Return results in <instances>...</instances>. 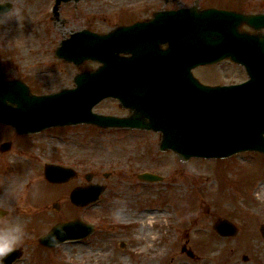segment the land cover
<instances>
[{
    "label": "rangeland",
    "instance_id": "374dc122",
    "mask_svg": "<svg viewBox=\"0 0 264 264\" xmlns=\"http://www.w3.org/2000/svg\"><path fill=\"white\" fill-rule=\"evenodd\" d=\"M3 1L9 0H0ZM10 1L14 11L0 18V62L4 66L0 78H15L14 72L18 70L11 64L16 61L21 72L19 78L29 83L37 94L70 87L72 66L55 59L50 67L38 63L44 61L43 49L52 43L55 47L61 37L54 35L52 43L42 44L34 35L36 9L53 6V0ZM193 1L183 0L181 4L191 6ZM214 2L221 7L258 10L256 0ZM204 4L205 0H199V5ZM81 7L85 4L79 3L76 8ZM67 9L73 10V3L61 4L63 13ZM199 74L208 81L216 78L235 82L245 78L238 68L225 63ZM74 131L56 129L40 136L29 153L16 160L9 158L0 167V208L10 203L15 208L16 219L26 228L23 242L17 247L22 250V256L14 264H264V239L258 233V227L264 223V181L254 182L264 177V155H237L220 163L226 167L223 171L221 165L213 161L181 163L173 153L160 152L159 140L157 137L155 140L154 134L131 141L119 134L92 133L88 137L82 135L84 132L76 134ZM29 154L34 157L32 165L27 162ZM75 162L80 163L78 168L82 172L98 174L102 183H107V191L100 201L85 209L68 208L69 191H63L78 183L85 185L83 178L65 187H48L43 180V165L72 166ZM213 165L218 169L212 170ZM17 169L21 170V183H30L27 193L32 195L35 191L40 197V207L35 199L30 200L26 191L20 196L21 184L16 187L14 183ZM145 171L161 176L162 182L143 184L134 178L135 173ZM104 172L111 173L107 180L102 177ZM59 195L64 197L62 201H56ZM54 202L59 203L58 211L51 207ZM154 211L162 213L163 217L150 228L146 243L144 231L140 229L147 220L139 215ZM195 213L201 220L192 221ZM73 215L94 224L101 230L102 238L66 242L51 250L35 245L49 227L72 221ZM221 216L238 229L235 237L222 239L212 232L211 225ZM121 242H128L126 250L118 247ZM182 247L195 251L199 258L192 261L181 252ZM243 256L247 257L246 262Z\"/></svg>",
    "mask_w": 264,
    "mask_h": 264
},
{
    "label": "water",
    "instance_id": "95a60500",
    "mask_svg": "<svg viewBox=\"0 0 264 264\" xmlns=\"http://www.w3.org/2000/svg\"><path fill=\"white\" fill-rule=\"evenodd\" d=\"M61 1L65 0H56V5ZM186 14L192 18L195 28L199 29L198 49L196 48L199 59L196 64H210L228 58L245 66L249 81L238 86L208 88L192 79L189 72L191 67H185L179 74L132 70L131 73L135 75L133 81L138 84V90H133L130 97L135 99L134 106L138 110L149 114L148 126L142 127L160 131V149H172L182 160L191 156L225 158L247 150L264 153V37L245 38L237 27L243 22L257 26L259 18L217 10L191 13L180 11L168 16L186 18ZM243 44L255 45L256 52L245 55ZM136 51L139 49L134 50ZM122 61L124 62L119 65L129 69L137 66L135 59ZM80 85L78 84V92H85V89H79ZM125 91L128 92L122 86L92 89L87 96L90 101L84 103L85 113L75 117L77 94L61 92L54 96L36 98L31 97L25 87L17 86L15 82H0V122L15 125L19 132L74 124L89 119L91 107L101 98L116 94L115 96L123 99L121 93ZM16 96L33 98L30 105L39 106L40 110L31 111L30 115L22 108L9 107L6 101L14 102L13 98ZM94 118L92 116L91 120L96 124L103 123ZM107 119L113 123L108 121L106 126L115 125V120ZM126 125L131 123L127 122ZM66 174L68 171L60 167L45 168V177L51 182H65L69 178ZM141 178L157 180L148 174ZM101 192L102 188L91 187L82 194L80 202L81 190H77L72 193L71 200L80 206L96 200ZM62 226L67 234L58 237V227L50 233H55L59 241L81 238L91 231L90 226L76 222ZM216 229L222 235L230 232L228 224ZM261 231L264 236V227ZM50 234L41 241L42 244L52 246ZM19 256L20 252L14 251L6 256L3 264H12Z\"/></svg>",
    "mask_w": 264,
    "mask_h": 264
},
{
    "label": "flooded vegetation",
    "instance_id": "af4514ba",
    "mask_svg": "<svg viewBox=\"0 0 264 264\" xmlns=\"http://www.w3.org/2000/svg\"><path fill=\"white\" fill-rule=\"evenodd\" d=\"M181 1L183 0H172L170 2V8H178L179 6H181ZM158 2L161 3L160 0L155 1V3ZM84 4V8L75 12L76 17H67L66 22H61L57 20V18L53 17L51 13L47 15V9H37L35 13V18L33 20V25L37 27V31L34 32L35 37L39 40V42L45 44L52 43V37L54 35H61V37H67L79 32H90L101 35L117 27H127L135 23H148L151 21L153 13L158 11L157 8L153 7L152 0H117V3L106 6L103 5L102 0H89ZM257 5L259 7H264V0H257ZM244 28L247 29V27ZM144 30L145 29H139L133 35L134 39L143 36ZM153 30L158 32L160 29L154 28ZM155 37L158 38V36ZM160 37H167V33H162ZM154 45L155 46L153 47L159 52H165L168 49L167 42H158ZM43 54L44 60H46L44 63H42L43 67L49 66L50 59L55 57L54 43H52L49 48H44ZM11 66L15 70H18L14 72V77L18 79L20 76V72L17 62L14 61ZM91 69H93V66H91ZM82 70H87L86 65L83 66ZM0 72H4V66L2 62H0ZM117 112V115L128 114L124 110H117ZM127 133L132 136L144 135V132L134 130L128 131ZM38 135L39 134L19 136L10 126L0 125V144L8 141L11 143L9 151L0 152L1 164L4 163L6 158L16 160V158H18L25 150H28L32 147L31 141ZM27 162L28 164L32 165L34 163L33 156H30ZM18 178L19 181H22V175H19ZM81 178L82 175L78 173L76 180ZM5 217L6 215L3 217V219ZM95 234L96 232H94L93 235Z\"/></svg>",
    "mask_w": 264,
    "mask_h": 264
},
{
    "label": "clouds",
    "instance_id": "9594fccd",
    "mask_svg": "<svg viewBox=\"0 0 264 264\" xmlns=\"http://www.w3.org/2000/svg\"><path fill=\"white\" fill-rule=\"evenodd\" d=\"M5 209V215L11 219H6L0 223V264H3L4 257L22 244L26 235L25 225L16 219L15 208L10 203H6ZM57 231L62 235V226H58ZM58 242L56 234H50V243L56 245Z\"/></svg>",
    "mask_w": 264,
    "mask_h": 264
},
{
    "label": "bare ground",
    "instance_id": "6f19581e",
    "mask_svg": "<svg viewBox=\"0 0 264 264\" xmlns=\"http://www.w3.org/2000/svg\"><path fill=\"white\" fill-rule=\"evenodd\" d=\"M197 213H195L192 216V221L201 220L200 216H196ZM139 217H142V219H146L147 223H142V228L140 230L144 231L145 237L144 240L147 243V235L151 232L150 228H154L155 225L158 224V219L163 217L162 213L157 212H150V213H141ZM196 218V219H195Z\"/></svg>",
    "mask_w": 264,
    "mask_h": 264
}]
</instances>
